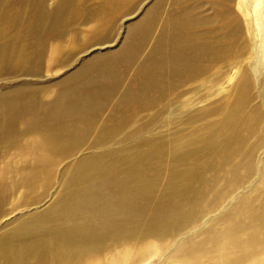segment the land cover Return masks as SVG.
Returning <instances> with one entry per match:
<instances>
[{
    "label": "rangeland",
    "instance_id": "obj_1",
    "mask_svg": "<svg viewBox=\"0 0 264 264\" xmlns=\"http://www.w3.org/2000/svg\"><path fill=\"white\" fill-rule=\"evenodd\" d=\"M230 11L228 0H0V255L14 231L74 203L75 192L102 186L98 201L107 207L155 170L163 187L179 142L216 144L231 79L251 53L247 36L230 31ZM178 43L199 45L195 60L161 75ZM263 103L254 88L248 110ZM49 139L62 147L48 148ZM141 156L146 167L126 181L125 165ZM107 157L118 160L115 173L92 168ZM103 242L88 252L76 239L42 264H109L147 241Z\"/></svg>",
    "mask_w": 264,
    "mask_h": 264
},
{
    "label": "bare ground",
    "instance_id": "obj_2",
    "mask_svg": "<svg viewBox=\"0 0 264 264\" xmlns=\"http://www.w3.org/2000/svg\"><path fill=\"white\" fill-rule=\"evenodd\" d=\"M228 1L236 9L229 12V29L247 36L251 53L231 79L233 102L217 123L216 144L209 139L198 147L187 140L179 142L175 146L179 162L168 170L163 187L155 170L153 179L139 180L133 191L107 207L98 201L102 186L75 192L74 203L66 201L63 210L54 209L48 217L14 231L0 264H31V260L42 264L76 239L88 245V252L106 239L127 244L147 241L136 249L125 248L109 264H264V103L260 109L248 110L254 88L264 93V0ZM25 31L31 32L26 24L27 35ZM198 47L176 44L160 74L165 69L174 73L192 58L186 64L190 65ZM4 48L0 47V61L6 60ZM180 55L184 58L177 59ZM20 58L24 61L25 55ZM152 84L160 86L154 80ZM45 145L58 149L63 142L52 139ZM147 160L141 156L127 163L126 181L142 171ZM117 163L107 157L92 168L115 173ZM84 175L80 170L75 177ZM137 192L138 198L130 199ZM138 211L141 217H136ZM51 219L53 226H49ZM38 235L48 239L35 241ZM72 257L68 255L69 261Z\"/></svg>",
    "mask_w": 264,
    "mask_h": 264
}]
</instances>
